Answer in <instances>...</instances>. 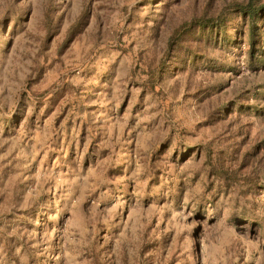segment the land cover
Here are the masks:
<instances>
[{
	"label": "rangeland",
	"instance_id": "obj_1",
	"mask_svg": "<svg viewBox=\"0 0 264 264\" xmlns=\"http://www.w3.org/2000/svg\"><path fill=\"white\" fill-rule=\"evenodd\" d=\"M0 0V264H264V0Z\"/></svg>",
	"mask_w": 264,
	"mask_h": 264
},
{
	"label": "trees",
	"instance_id": "obj_2",
	"mask_svg": "<svg viewBox=\"0 0 264 264\" xmlns=\"http://www.w3.org/2000/svg\"><path fill=\"white\" fill-rule=\"evenodd\" d=\"M262 6L259 7H255L254 4L252 3V0H250L247 4L245 5H241L238 7L239 11H242L244 14L247 15H254L255 13H257V9L261 8ZM264 8V7H262Z\"/></svg>",
	"mask_w": 264,
	"mask_h": 264
}]
</instances>
